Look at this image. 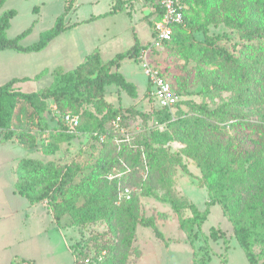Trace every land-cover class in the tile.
Returning a JSON list of instances; mask_svg holds the SVG:
<instances>
[{"label":"trees","instance_id":"obj_1","mask_svg":"<svg viewBox=\"0 0 264 264\" xmlns=\"http://www.w3.org/2000/svg\"><path fill=\"white\" fill-rule=\"evenodd\" d=\"M5 1L0 0V8ZM72 1L65 0V13L71 10ZM183 1L184 26H173L171 40L155 52L154 58L164 45H170L172 53H178L185 64L196 62L190 69L185 68L182 76H173L174 83L170 84L180 97L190 82L199 84L196 94L203 101L180 99L174 109L184 104L188 111L176 118L170 116L169 109L158 106L156 123L165 125L162 131L155 127L131 137V142L124 136V142L118 145L117 132L106 129V117L114 120L119 117L120 124L130 116V109L112 107L104 98L105 90L113 86L132 99L137 97L136 86L119 69L124 59L137 62L138 53L146 44L137 42L105 64L99 52L94 51L70 71L54 69L53 83L37 92L23 93L15 85L39 80L47 70L33 79L12 78L0 85L3 141L16 139L20 146L32 149L35 131L48 133L49 153L79 135H86L101 146L95 159L84 166L73 161L59 164L26 157L17 162L14 170V189L18 195L30 204L45 202L58 229L77 228L81 239L70 248L74 264H127L139 226L151 228L157 239L164 240L155 219L140 215L139 198L143 196L170 204L192 246V264H210L202 248L194 250V242L214 205L221 207L249 264H264V0ZM125 3L116 0L106 15L122 11ZM157 6L160 19L162 10ZM15 16V10L0 14V51L39 53L52 40L79 25L66 24L64 16H60L54 27L43 32L35 43L23 46L20 41L28 30L13 39L6 37ZM199 16L202 23L197 22ZM219 23L238 36L240 44L234 52L218 43L224 35L209 33L210 27ZM196 33L203 35L202 41L195 40ZM161 71L166 76L164 69ZM147 88L151 91L148 83ZM222 92H229L232 97L213 106L204 102ZM85 106H92V110L82 109ZM67 113L79 115L76 135L67 133L62 123V116ZM250 115H255L256 121L249 120ZM56 120L59 127H50L49 122ZM169 142L181 143L183 148L171 154L164 148ZM183 158L193 161L201 174L209 199L204 210L186 203L172 190L171 168L178 166L187 172ZM144 166L148 174L142 180L139 172ZM120 172L122 175L117 177ZM109 175L113 178L109 179ZM131 183L142 189L140 196L132 194L129 200L119 202V189L131 187ZM183 209H188L191 215L181 216ZM96 223L106 224L117 242L105 238V232L86 236L84 229ZM214 230L211 228L212 239L219 236ZM87 249L95 252L89 263H85L90 257ZM103 252L102 260H97ZM11 264L33 262L15 258Z\"/></svg>","mask_w":264,"mask_h":264},{"label":"rangeland","instance_id":"obj_2","mask_svg":"<svg viewBox=\"0 0 264 264\" xmlns=\"http://www.w3.org/2000/svg\"><path fill=\"white\" fill-rule=\"evenodd\" d=\"M122 1L126 2L122 11L106 15L116 0H73L72 8L67 13L64 8L65 0H6L0 8V14L8 10L16 11V16L11 19L6 30V37L13 39L28 30L20 41L23 46L35 43L43 32L54 27L60 16H64L66 24L79 25L62 33L39 53L0 51V85L12 78L33 79L47 70V74L41 76L39 80L15 85V89L23 93L37 92L53 83L51 72L54 69L70 71L94 51L99 52L101 61L105 64L116 54L129 50L137 42L140 45L151 42L154 39L152 26L159 20L155 0ZM89 19L91 21L86 22ZM197 22H203L201 16L197 18ZM209 33L224 35L218 43L231 52L240 44L238 36L221 23L210 27ZM194 38L197 42L202 41L203 35L196 33ZM172 52L174 51L170 49V45H164L157 53L155 63L164 69L169 82L174 83L173 76H182L185 73L184 69H190L196 62L190 61L185 64L178 53ZM119 71L127 81L136 86L137 97L132 99L113 86L105 90L104 98L112 107L130 109V116L118 125L114 124V118L106 117V129L109 132H117L116 143L119 145L124 142V136L127 142H131L129 141L131 137L155 127L160 131L164 130V124H158L159 121L156 123L158 105L147 88V79L139 63L132 59H124ZM199 88V84L190 82L186 91L180 93L182 96L180 99L201 103L203 101L201 96L196 94ZM231 97V93L222 92L213 100L206 99L204 102L213 106ZM49 106H52L51 102ZM82 109L92 110V106H85ZM187 111L188 107L181 104L170 112V116L176 118ZM256 119L255 115L249 116L251 121ZM56 122L57 120L49 122L50 127L58 128ZM33 134L35 145L31 149L28 145L20 146L16 139L3 141L0 133V264H8L15 258L34 259L32 260L34 264H74L70 248L81 239L77 228L69 226L62 230L58 229L45 202L30 204L26 198L18 195L14 189V170L17 162L26 157L43 161L52 160L59 164L73 161L84 166L95 159L101 146L92 138L79 135L60 143L54 153H49L46 148L48 133L34 131ZM164 148L174 154L181 150L183 145L169 142ZM183 160L187 172L178 166L171 168L172 190L186 203H193L199 210H204L209 199L201 183V174L193 161L185 158ZM147 174V166H144L139 176L144 180ZM121 175L122 172L116 174L117 177ZM131 184L129 188L133 190L132 194L140 196L142 189L136 184ZM123 188L125 187L119 189V193ZM139 200L140 215L155 219L164 240L157 239L151 228L139 226L127 264H192V246L180 229L178 216L172 211L170 204L144 196ZM118 201H122L119 194ZM190 215L188 209L181 210V216ZM63 219L65 221V218ZM211 228L216 229L214 234L220 237L212 239ZM84 230L86 236L90 233L105 232V238L114 243L118 240L108 232V227L104 223L93 224ZM197 232L198 239L194 242V250L202 248V254L210 258V264H249L244 251L232 235L231 224L219 205L210 208L206 221ZM86 254L93 258L95 252L87 249ZM141 255L142 259H139Z\"/></svg>","mask_w":264,"mask_h":264},{"label":"built area","instance_id":"obj_3","mask_svg":"<svg viewBox=\"0 0 264 264\" xmlns=\"http://www.w3.org/2000/svg\"><path fill=\"white\" fill-rule=\"evenodd\" d=\"M162 10L161 18L153 25V40L142 47L137 56V62L141 67L142 73L147 79V83L151 87V94L161 108H167L170 111L180 101V96L172 90L171 84L162 74L161 69L155 63V52L159 50L165 42L171 40L173 34V26H184V9L185 4L183 0H156ZM120 118H116L114 124L118 125ZM62 123L66 127L67 133L77 134L79 126V117L73 114H65L62 116ZM103 141V137L100 138ZM109 179L113 176L109 175ZM133 190L125 187L120 190L119 199L129 200L132 196ZM104 252L98 257L101 261ZM91 258L85 260L89 263Z\"/></svg>","mask_w":264,"mask_h":264},{"label":"crops","instance_id":"obj_4","mask_svg":"<svg viewBox=\"0 0 264 264\" xmlns=\"http://www.w3.org/2000/svg\"><path fill=\"white\" fill-rule=\"evenodd\" d=\"M77 28V27H76ZM35 205V204H34ZM44 206V205H43ZM45 207V206H44ZM52 217V216H51ZM60 230H62V229H60ZM21 259H24V260H34V259H30V258H21ZM139 259H142V255H141V257L139 258ZM11 260V259H10ZM10 262V261H9ZM33 262V261H32ZM8 264H11V262L10 263H8ZM33 264H34V262H33Z\"/></svg>","mask_w":264,"mask_h":264}]
</instances>
